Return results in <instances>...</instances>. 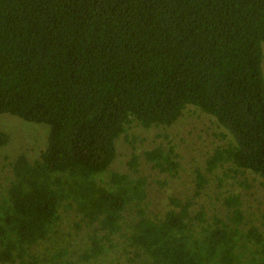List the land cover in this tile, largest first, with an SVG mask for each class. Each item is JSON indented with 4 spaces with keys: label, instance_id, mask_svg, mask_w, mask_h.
Listing matches in <instances>:
<instances>
[{
    "label": "trees",
    "instance_id": "1",
    "mask_svg": "<svg viewBox=\"0 0 264 264\" xmlns=\"http://www.w3.org/2000/svg\"><path fill=\"white\" fill-rule=\"evenodd\" d=\"M263 64L264 0H0V115L50 127L39 156L2 170L0 264H264V214L228 189L200 203L219 168L215 189L264 181ZM191 107L234 141L153 216L141 161L165 191L181 170L167 129ZM155 129L168 145L143 146ZM10 142L1 128L0 157Z\"/></svg>",
    "mask_w": 264,
    "mask_h": 264
},
{
    "label": "rangeland",
    "instance_id": "2",
    "mask_svg": "<svg viewBox=\"0 0 264 264\" xmlns=\"http://www.w3.org/2000/svg\"><path fill=\"white\" fill-rule=\"evenodd\" d=\"M0 127L11 136L9 148L0 157L1 191L2 185H4L3 181L7 182L6 177L8 176V170L5 173L2 170L10 167L9 157L14 158L16 153L20 152L29 154L31 159L39 156L40 152L46 149L48 145L50 127L46 124L28 123L21 118L8 114L0 115ZM164 133L166 131L162 129H155L151 133L137 131L138 135L141 134L147 139L143 146H154L155 144L163 143L165 138H159L158 135ZM167 133L170 135V140H172L173 144L177 145V152L180 154L181 170L179 175L169 179L165 191H158L159 183L156 181L164 180L166 177L163 174H158L152 169L150 164H146L143 160L140 165L141 172L150 177L149 188L151 193L149 197L151 202L148 204V211L153 216L159 215L160 217L170 207V196L185 199L193 195V185L197 179V171L202 169L205 172L204 167L215 150L234 141L233 137L218 124L215 118L194 107L186 111L178 124L171 129H167ZM223 135L227 137L224 138ZM164 143H167V141ZM120 149L126 154L117 159L114 169L121 172H129L130 168L127 164L130 158L129 153L123 145ZM142 151H144L143 148L138 150V152ZM5 158L8 160H5ZM225 172L226 168H219L214 174L206 171L208 173L207 177L211 180L210 185L219 184L218 177H222ZM224 185L226 187L222 190L215 189L214 186L209 187L206 190L209 195L204 200H200V203L209 206L210 203L214 202L218 192L228 189L235 194L244 195L243 208L245 212H249V220L256 222L262 217L264 214V181L260 177L253 173H247L246 175L233 173L230 178L224 181ZM206 206L203 207L206 208ZM208 214L210 216H215L216 214L226 216L227 211L217 209V213L212 214V211H210ZM79 238L74 240L75 244H77ZM98 262L101 264H112L111 259Z\"/></svg>",
    "mask_w": 264,
    "mask_h": 264
}]
</instances>
